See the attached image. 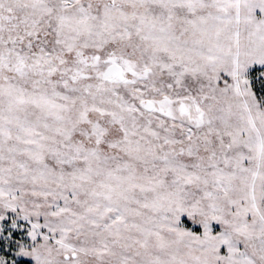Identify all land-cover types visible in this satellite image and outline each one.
I'll use <instances>...</instances> for the list:
<instances>
[{"label":"snow or ice","instance_id":"snow-or-ice-1","mask_svg":"<svg viewBox=\"0 0 264 264\" xmlns=\"http://www.w3.org/2000/svg\"><path fill=\"white\" fill-rule=\"evenodd\" d=\"M0 264H264V0H0Z\"/></svg>","mask_w":264,"mask_h":264}]
</instances>
